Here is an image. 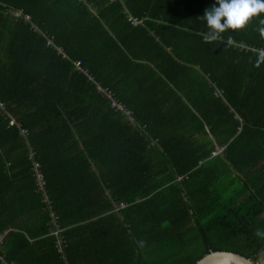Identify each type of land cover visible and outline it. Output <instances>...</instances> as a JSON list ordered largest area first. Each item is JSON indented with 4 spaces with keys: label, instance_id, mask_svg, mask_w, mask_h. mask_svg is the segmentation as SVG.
I'll list each match as a JSON object with an SVG mask.
<instances>
[{
    "label": "trees",
    "instance_id": "16d2710c",
    "mask_svg": "<svg viewBox=\"0 0 264 264\" xmlns=\"http://www.w3.org/2000/svg\"><path fill=\"white\" fill-rule=\"evenodd\" d=\"M214 3L0 0V264L264 255V15Z\"/></svg>",
    "mask_w": 264,
    "mask_h": 264
},
{
    "label": "clouds",
    "instance_id": "9594fccd",
    "mask_svg": "<svg viewBox=\"0 0 264 264\" xmlns=\"http://www.w3.org/2000/svg\"><path fill=\"white\" fill-rule=\"evenodd\" d=\"M261 15H264V0H215L201 17L206 21L208 29L203 40L205 43L221 40L223 33L242 30L252 19ZM260 24L262 27L259 28V32L264 38V19L260 20Z\"/></svg>",
    "mask_w": 264,
    "mask_h": 264
},
{
    "label": "water",
    "instance_id": "95a60500",
    "mask_svg": "<svg viewBox=\"0 0 264 264\" xmlns=\"http://www.w3.org/2000/svg\"><path fill=\"white\" fill-rule=\"evenodd\" d=\"M195 264H256L237 254L226 251L209 252Z\"/></svg>",
    "mask_w": 264,
    "mask_h": 264
},
{
    "label": "built area",
    "instance_id": "2783aa9c",
    "mask_svg": "<svg viewBox=\"0 0 264 264\" xmlns=\"http://www.w3.org/2000/svg\"><path fill=\"white\" fill-rule=\"evenodd\" d=\"M26 18H29V16H26ZM112 106L115 108V110H118V111L122 112L124 115H127V116L130 115V112L127 111L126 109H124V107L122 105H120V104H113ZM0 108L1 109L3 108V104L1 102H0ZM11 124H13V121L12 120L10 121V125ZM38 168H39L38 164H35L34 169H35L36 177H37L38 182L42 186L43 185V177L38 172ZM0 242H1V238H0Z\"/></svg>",
    "mask_w": 264,
    "mask_h": 264
},
{
    "label": "rangeland",
    "instance_id": "374dc122",
    "mask_svg": "<svg viewBox=\"0 0 264 264\" xmlns=\"http://www.w3.org/2000/svg\"><path fill=\"white\" fill-rule=\"evenodd\" d=\"M256 264H264V255H260L259 257H258V261H256Z\"/></svg>",
    "mask_w": 264,
    "mask_h": 264
}]
</instances>
